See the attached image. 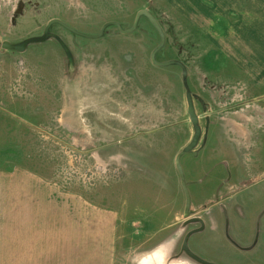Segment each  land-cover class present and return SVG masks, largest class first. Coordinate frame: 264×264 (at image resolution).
Instances as JSON below:
<instances>
[{
    "label": "rangeland",
    "instance_id": "1",
    "mask_svg": "<svg viewBox=\"0 0 264 264\" xmlns=\"http://www.w3.org/2000/svg\"><path fill=\"white\" fill-rule=\"evenodd\" d=\"M184 5V0H0V140L19 124H35L24 139L44 156L41 168L58 172L62 188L71 182L93 203L118 212L115 264H199L181 249L194 225H185L189 218L183 216L175 160L193 134L185 94L190 92L200 118V91L214 87L201 77L212 76L206 64L217 60L209 54L212 36L202 30L212 21L188 19ZM140 11L157 21L165 37L155 61L181 67L152 64L160 39L144 17L130 34L110 26L98 39L49 26L59 20L96 35L103 24L116 22L127 30ZM4 42L27 45L22 52L8 51L1 48ZM11 69L13 102L2 97L9 92ZM233 83L218 81L214 89L235 91ZM204 122L199 121L200 142ZM211 134L200 151L179 158L190 206L221 202L200 213H214L215 222L198 249L190 237L189 249L212 264H264V174L228 198L227 186L236 177L228 164H218V135ZM256 171L263 173L264 165Z\"/></svg>",
    "mask_w": 264,
    "mask_h": 264
},
{
    "label": "crops",
    "instance_id": "2",
    "mask_svg": "<svg viewBox=\"0 0 264 264\" xmlns=\"http://www.w3.org/2000/svg\"><path fill=\"white\" fill-rule=\"evenodd\" d=\"M184 4L188 19L212 21L202 30L212 36L209 54L217 60L206 64L212 76L201 77L202 84L214 87L200 91L199 121L205 122L194 150L205 146L209 132L218 135V164H228L236 177L227 186L230 198L236 189L264 174L256 171L264 165V135L260 134L264 127V0H184ZM11 71L9 76L6 73L9 92L2 97L13 102L9 93L16 72ZM24 79L20 78L22 84ZM228 79L238 89H214L218 81ZM206 87L207 92L203 91ZM33 125L19 124L0 140V264H115L118 212L93 203L71 182L62 188L58 172L41 168L44 156L30 150L24 139ZM251 158L253 162L247 163ZM201 204L190 206V219H201L200 213L210 210L209 204ZM209 217L216 218L214 213ZM201 220L207 225L206 219ZM205 231L192 235L196 249Z\"/></svg>",
    "mask_w": 264,
    "mask_h": 264
},
{
    "label": "water",
    "instance_id": "3",
    "mask_svg": "<svg viewBox=\"0 0 264 264\" xmlns=\"http://www.w3.org/2000/svg\"><path fill=\"white\" fill-rule=\"evenodd\" d=\"M140 17H144V18H146L149 21V23L152 25V27L156 30V32H157V34L159 36V39H160V42H159L158 46L155 48V50L150 55V60H151L152 64L154 66H157V67H167V66H171V65H178V66L181 67V65L178 62H175V61L163 62V63H158V62L155 61V55L164 46L165 37H164L163 31H162L160 25L157 23V21L147 11H140V12H138L136 14L135 20H134L133 25H132V27L130 29L123 30L118 23H116V22H107V23L102 25V27L100 28L99 32L96 35H84V34L76 31L74 28L66 25L65 23H63V22H61L59 20H51L49 22V26L57 24V25H60L61 27H63L68 32H70V33H72V34H74L76 36H80V37L86 38V39H98V38L102 37L105 29L110 27V26L116 27L118 29V31L121 34H124V35L132 33L136 29L137 23H138ZM47 32H48V27L45 29V33L44 34L47 35ZM25 44L26 43H22V44H19V45H16V46H12L10 43L4 42L1 45V47L3 49H7V50H14V51H17V52H22L25 49V47H26ZM182 73H183L182 74L183 76L186 75V71L185 70ZM185 97H186V101H187L186 113H187L189 122H190V124L192 126L193 134H192V137H191L190 141L184 146L182 151L176 157L175 166H176L178 174L180 176L181 187H182V190H183L184 195H185V204H184L183 216H184L185 219L189 218V220H187L185 222V225L192 224V223H199L200 227L197 228V229H194V230H191V231L187 232V234L184 237L181 249L190 259H192L193 261H195V262H197L199 264H212V263H209V262H206V261L200 259L198 256H196L189 249V246H188L189 238L193 234L201 232L203 230V228H204V224H203L202 220L199 219V218L190 219V215H191V211H190V197H189L188 191L186 189V185L184 183L183 176H182V170H181L180 164H179L180 156L182 154H184V153L192 152L197 147V145H198V143L200 141L201 135H202V130H201V127L199 125V117L195 113L194 106H193V100H192V96H191L190 92H186Z\"/></svg>",
    "mask_w": 264,
    "mask_h": 264
},
{
    "label": "flooded vegetation",
    "instance_id": "4",
    "mask_svg": "<svg viewBox=\"0 0 264 264\" xmlns=\"http://www.w3.org/2000/svg\"><path fill=\"white\" fill-rule=\"evenodd\" d=\"M48 29H49V27H48ZM25 45H27V43L25 44ZM211 215V212H209L208 214H206L205 216H202V218L203 219H206V222H207V225L204 223V228H203V230L202 231H205L208 227H209V224L211 225V226H213V224H214V222L215 221H213V219H211V217H209ZM201 218V219H202ZM211 220V221H210ZM197 224V225H196ZM189 225V224H188ZM200 227V224L199 223H195V227L194 228H192L191 230H194V229H197V228H199ZM190 230V231H191ZM201 231V232H202Z\"/></svg>",
    "mask_w": 264,
    "mask_h": 264
},
{
    "label": "bare ground",
    "instance_id": "5",
    "mask_svg": "<svg viewBox=\"0 0 264 264\" xmlns=\"http://www.w3.org/2000/svg\"><path fill=\"white\" fill-rule=\"evenodd\" d=\"M151 254V253H150Z\"/></svg>",
    "mask_w": 264,
    "mask_h": 264
}]
</instances>
